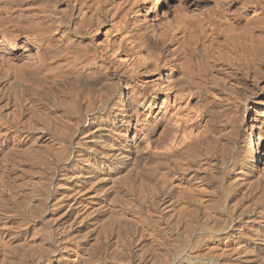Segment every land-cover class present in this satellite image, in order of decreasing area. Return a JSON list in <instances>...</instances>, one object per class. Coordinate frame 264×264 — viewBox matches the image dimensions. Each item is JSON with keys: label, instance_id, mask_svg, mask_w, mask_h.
<instances>
[{"label": "bare ground", "instance_id": "6f19581e", "mask_svg": "<svg viewBox=\"0 0 264 264\" xmlns=\"http://www.w3.org/2000/svg\"><path fill=\"white\" fill-rule=\"evenodd\" d=\"M146 1L0 0V97L47 129V211L86 189L102 197L82 206L106 215L139 181L145 199L104 220L115 230L162 233L152 242L187 262L215 261L196 251L232 233L262 248L264 0H219L195 21L150 19Z\"/></svg>", "mask_w": 264, "mask_h": 264}, {"label": "rangeland", "instance_id": "374dc122", "mask_svg": "<svg viewBox=\"0 0 264 264\" xmlns=\"http://www.w3.org/2000/svg\"><path fill=\"white\" fill-rule=\"evenodd\" d=\"M216 1H218V3ZM222 1L153 0L152 2L151 0H147L146 4L148 5V7H150L151 2L155 4H151V8H149L151 10L148 13L150 19H152L154 17V14L157 12L159 14L158 18L160 19L164 18V14L165 16H169V19L171 20H173L172 14L175 15V18L188 19L190 17L189 14H191V19L189 18L188 20L195 21L197 20L196 18H201V13L204 12V10H218L216 6H219V3H222ZM215 2L216 4H214ZM183 10V14L186 13L185 15H187L188 13V16L181 14ZM177 12L180 13L178 14ZM9 95L10 97H8ZM13 97L16 98V96L14 95ZM13 97L12 94L4 95L3 98L0 97V264H27L29 262H31L30 264H264V257H262L264 255V247L258 249L255 246L253 247V245L249 247L248 245L243 243L242 240H237L238 236L235 233L230 234L229 237H227L228 241H224L225 243L221 242L218 243L219 245H217L216 242H210L208 244L209 246L206 245V247L204 246L196 251V254H200L201 256L217 258L215 261H211L209 259H201L187 262L179 259L175 260L174 253H172L171 250L172 247L170 248V246L168 247V245L163 246L161 244H158V242H152V239L154 237H156V239H158L157 237H163L162 233H159L157 231L154 232L153 230V233H149V235L147 232H140L133 228H122L123 230L121 229L119 231L116 229V231L112 227V224H107L104 220L108 221L111 219L113 222L115 218L112 217H116L118 212H124L125 210L127 211V209H131L130 207L133 206L131 204V201H133L132 203L135 205V199L133 200V198L137 197L136 200L142 199L144 195H141V189H136L138 187L142 189L144 188L142 186H139L142 185L139 184V181L136 182V188L133 189L134 194L132 192L130 193L129 200L131 201L128 200V202H124V200L126 199V195H124L121 198L123 200L121 201L120 199V202L118 201V203H116V205L121 202L122 204H128L126 205V208L124 207L125 205L122 206L121 204H119L118 207L120 208H115L114 212L113 210L110 211L112 214L109 211L106 213V215L105 213H101V215L97 212H92L91 214V211H89L88 209L92 210L91 208L97 206V202H100V200L98 199H100V197L102 196L99 193L97 194V192L89 193L86 189V192L84 191L85 195L80 193L81 195L79 194L78 196H76V191H74L75 194L72 192L73 195L71 196V193L67 192L69 193L70 197L68 196L69 198L65 199V201L63 202L64 204H59L55 207V209L59 213L55 212L56 210H49L48 212L47 210L49 209V205L48 203H46L47 200H45V185L47 181H49V175H47L49 174L47 173L49 167L47 168L48 162L45 155H49V153L47 152L48 149H46L49 138L47 137V129L45 130L43 128H47V124H44L46 123L45 120H37L36 123H39L37 125L38 128L40 129L42 126L45 131H42V129H40V131H36V133H34L35 129L33 130L32 128V126L34 125V120H32V118L28 119L29 116H22V118L17 117V119L14 116V114H16L18 111L20 112V110L18 109L20 108V106L17 102H15L16 100ZM7 99H9L10 101ZM262 100L264 102V99ZM10 102H13V105L15 106H13ZM5 104H7L8 106ZM16 105L19 107H17ZM12 107H14V109ZM15 107L17 108V111ZM11 109H13L14 111L12 112ZM11 112L14 114L12 115ZM12 117L15 118L13 119ZM33 134H35L36 137ZM45 137L47 138L45 139ZM44 150H46V152ZM37 157L38 159H44H39V161ZM42 161L45 162L42 163ZM72 179L65 178V183L63 181L56 182L63 184V186H61L65 187V189L69 191L71 189L68 182L72 181ZM57 183L55 185L59 186L60 184ZM42 186H44V188ZM39 187L40 189H38ZM81 196L86 197L79 200V198H82ZM92 199L94 202H96L93 203ZM144 199L145 198L143 197V200ZM70 201H73L74 203L72 202L71 205ZM83 201L85 204L83 203ZM36 202L38 205L36 204ZM33 203H35L37 206ZM76 204H80L81 206H77ZM82 204L84 207H87L86 204H88V209L84 208ZM47 205L48 207H46ZM65 210L66 212H64ZM93 211H95V208ZM53 214L54 216H52ZM50 215L51 218H49ZM107 215L110 217V219H108L109 217H107ZM52 218H54V220H58H56L55 222ZM95 220L96 222H101V220H103V224L105 225V227L109 225L108 229L103 225H100L102 224V222L100 224H97ZM153 220H156V216L153 218ZM51 222H53V225L51 224ZM47 223L48 226H55L54 229H49V227L46 226ZM251 225L252 224L248 225V228L244 226L242 230L246 228L248 231L259 230L258 227ZM56 226H59L60 228H56ZM98 229L101 231H99ZM50 230L55 231L53 235L60 241V243L57 246L58 249L55 258L50 260L48 263H45V257L41 258L42 254L40 252L43 248L47 249L48 246L50 247V244H53V242H51L48 238L46 239V237H50ZM246 234L248 237L251 236V239H254V236H252L251 234ZM117 239L118 241H116ZM228 244L230 246H228ZM38 254L40 255L38 256ZM37 258H40L38 259L39 263L36 261Z\"/></svg>", "mask_w": 264, "mask_h": 264}]
</instances>
